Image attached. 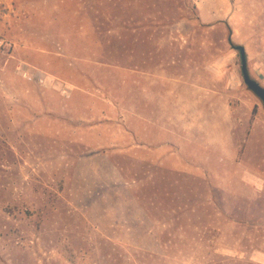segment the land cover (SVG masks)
<instances>
[{
    "label": "rangeland",
    "instance_id": "obj_1",
    "mask_svg": "<svg viewBox=\"0 0 264 264\" xmlns=\"http://www.w3.org/2000/svg\"><path fill=\"white\" fill-rule=\"evenodd\" d=\"M237 45L264 87V0H0V264H264V104ZM139 70L190 107L141 109ZM203 124L233 161L203 159Z\"/></svg>",
    "mask_w": 264,
    "mask_h": 264
},
{
    "label": "crops",
    "instance_id": "obj_2",
    "mask_svg": "<svg viewBox=\"0 0 264 264\" xmlns=\"http://www.w3.org/2000/svg\"><path fill=\"white\" fill-rule=\"evenodd\" d=\"M36 68V67H35ZM38 73L40 74V76H43V73H46L45 70L36 68ZM139 72V77L140 81V108H150V110H153L154 108H168V107H176V108H185V107H190L189 106V100L188 97H184V95H181L180 100L177 99L175 100L173 96V93L171 94V96L169 94H165L164 98L161 99V97H159V94L157 92L154 91V86L152 84H149L147 86V84L145 85V87H147V89L143 88L144 91L142 90V84H143V71L139 70L137 71ZM144 73H146L144 71ZM50 76H57L56 72L50 74L47 73ZM65 93H69V97H71L72 91H68L65 90ZM177 96H179L178 94H176ZM197 107L198 108H204L203 106H205L206 103V97H205V93L202 94V97L199 98L197 100ZM204 113V111H203ZM151 114V119L152 116L154 115L153 112H150ZM145 116V115H144ZM218 116V115H217ZM142 117H143V113L139 114V119L138 117L135 118V129H134V137L136 138V140H140V141H147V140H152V127H154V122L152 120H150V133L148 134L146 128H147V124L142 122ZM140 123V124H139ZM157 124V123H156ZM219 124V123H217ZM140 126V128H139ZM165 131L163 132L161 130V134H165L166 135V139L173 141L174 138L172 135H170L168 133L169 131H172V129L169 128H173L169 127V125H165ZM199 133L201 134V137L199 138V141L201 143V145H198L199 150L201 149V156H203V159L205 160L206 158V149H208L209 151L212 150L213 151V155L215 156V159L218 163V159L221 160V155L223 154V150L229 148L230 150V158L231 161H233L236 157L237 154V143L233 138V134L231 132L229 133H225L222 134L219 130V132L214 131L213 133V137L211 139H209V142H206L207 137H205L206 134V125L203 124V126H201V128L198 129ZM218 131V130H217ZM137 146V145H136ZM141 148L143 146H146L143 143H140L139 145ZM152 150V154H154L153 156L156 157V159L164 166H166L167 168H174V169H186L187 165L184 161L182 156H178L177 152L175 151L174 147H173V143L170 142H165L160 144L158 147H156V149L154 150L153 148H151ZM152 156V155H151ZM178 156V157H177ZM218 158V159H217ZM206 162V161H205ZM204 162V163H205ZM220 163V162H219ZM241 166V165H240ZM185 170V171H186ZM246 170V169H245ZM248 171V170H247ZM246 172V171H245ZM250 172V171H248ZM243 179H245L246 181H251L250 179L252 178H248V176L243 177ZM249 179V180H248ZM251 188V187H249ZM247 190V189H246Z\"/></svg>",
    "mask_w": 264,
    "mask_h": 264
},
{
    "label": "water",
    "instance_id": "obj_3",
    "mask_svg": "<svg viewBox=\"0 0 264 264\" xmlns=\"http://www.w3.org/2000/svg\"><path fill=\"white\" fill-rule=\"evenodd\" d=\"M235 48L239 50L241 55V60H242L241 68L245 83L247 84L249 89H251L262 100L264 104V87L258 81L253 79L249 73L248 58L245 47L241 45H237L235 46Z\"/></svg>",
    "mask_w": 264,
    "mask_h": 264
}]
</instances>
